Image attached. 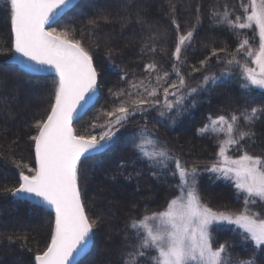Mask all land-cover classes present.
Masks as SVG:
<instances>
[{"label":"trees","instance_id":"obj_1","mask_svg":"<svg viewBox=\"0 0 264 264\" xmlns=\"http://www.w3.org/2000/svg\"><path fill=\"white\" fill-rule=\"evenodd\" d=\"M240 5L241 0H80L52 25L82 42L98 73L100 97L97 105L73 125L79 134L101 131L99 125L106 120L102 113L122 101L130 104L127 93L137 91L130 87L132 83L156 85V74L145 71L147 64L155 62L161 74L167 71L169 80H176L171 66L177 63L173 57L177 37L193 31V39L182 50V63L178 64L187 86L177 94L184 96L183 103L177 105V117L160 119V112H165L161 91L157 97L160 104L155 108L145 105L147 110L130 115L104 151L82 159L78 184L86 214L94 222V242L90 253L77 264H123L124 254L139 242L130 225L164 211L179 195L175 187L178 180L165 175L160 164L153 166L148 160L153 151L145 147L146 139L151 140L154 149L165 147L189 169L197 168L203 204L233 215L243 210V195L237 198L233 182L205 171L219 161V146L225 134L198 132L209 124V118L264 107V94L242 88L246 81L241 68L227 64L242 39L247 38L257 49L258 34L252 29L217 23L213 16L214 12L223 13L227 6L235 19L243 14ZM0 27V264H35V255L46 250L51 241L54 215L39 204L16 198L11 191L19 186L20 172L27 173L23 165L35 167L31 138L37 134L36 123L47 119L55 102L57 79L26 74L9 62L13 33L4 0H0ZM214 51L218 56L212 55ZM241 57L239 54L237 59L244 64L246 60ZM202 61H207V66L193 71L201 68ZM205 76L218 78L204 83ZM192 88L197 91L190 93ZM138 90L143 92V87ZM120 92L125 95L118 97ZM168 99L175 102L177 97ZM93 124L97 127H90ZM145 128L146 133L142 131ZM240 128L247 131L243 120ZM253 130L255 136L228 151L235 155L246 151L264 158V119H258ZM137 145H143L144 155L139 154ZM126 190L134 199L130 202L122 198L108 212L106 207L114 203L113 192ZM35 223L40 225L37 230L32 228ZM234 228L221 225L219 230L214 229V247L229 242L232 246L226 255L238 262L252 255L253 243L244 241L242 230L233 232ZM142 264H147V257Z\"/></svg>","mask_w":264,"mask_h":264},{"label":"snow or ice","instance_id":"obj_2","mask_svg":"<svg viewBox=\"0 0 264 264\" xmlns=\"http://www.w3.org/2000/svg\"><path fill=\"white\" fill-rule=\"evenodd\" d=\"M4 2L9 10L14 53L17 54L12 59L32 70H50L58 78L51 111L46 120L36 123L38 131L31 138L34 141L36 166L23 165L27 173L20 172L19 186L11 194L38 198L54 209L51 241L46 250L35 255V264H73L74 255L85 251L94 227V222H90L86 214L78 184L82 158L104 151L130 115L147 110L145 105L155 108L160 104L157 97L161 91L163 107L167 111L171 112L183 103L184 96L177 94L187 85L178 64L182 63V50L193 39V31L177 37L173 52L177 63L171 66L176 80H169L167 71L161 74L155 62L147 64L145 71L156 74V85L145 86L143 81L132 83L130 87L137 91L127 93L130 104L122 101L113 110L102 113L106 120L99 125L101 131L97 134H79L72 126L73 120L94 102L98 73L92 55L82 42L69 31H57L52 27L73 6V0ZM240 7L243 14L235 16V19L227 6L223 13L214 12L213 16L217 17V23H226L233 29H252L258 34V49H253L249 40L244 38L227 64H236L241 68L246 81L242 88L249 93L259 90L264 94V0H247V3L241 0ZM176 30L179 31L178 24ZM239 54L246 60L244 64L237 59ZM212 55L218 56V53L214 51ZM206 66L207 61H202L201 68L193 71L199 72ZM217 78L205 76L202 80L208 83ZM141 87L143 92L138 90ZM189 91L195 93L197 89ZM116 95L119 97L125 93ZM133 95L136 97L134 100ZM169 96L177 99L170 101ZM164 115L163 111L160 112V116ZM258 119H264V107L245 108L239 115L209 118V124L198 130L202 135L211 131L222 132L226 136L219 146V161L205 171L217 173L218 179L222 177L234 181L237 198L243 194L244 201L243 210L236 215L213 211L202 203L198 192L197 168L189 169L163 146L153 150L148 160L153 166L160 164L165 175L178 180L175 187L180 194L168 203L165 211L144 216L130 225L136 230L139 242L124 254L123 264H142L145 257L147 264H264V207L261 211H253L249 207L257 204L264 206V158L246 151L236 159L227 154L229 148L255 136L253 129ZM241 120L248 126L247 131L240 128ZM90 127L96 128L97 125ZM142 131L146 133L147 129ZM137 147L139 154L144 155L143 145ZM221 225H235L236 228L231 229L233 232L242 230V239L253 243L249 258L238 262L232 260L230 255H226L232 246L229 242L214 247L213 230H219ZM150 252L155 255H149Z\"/></svg>","mask_w":264,"mask_h":264},{"label":"water","instance_id":"obj_3","mask_svg":"<svg viewBox=\"0 0 264 264\" xmlns=\"http://www.w3.org/2000/svg\"><path fill=\"white\" fill-rule=\"evenodd\" d=\"M79 1L80 0H73V6L70 9H72ZM14 55H17V54L14 53V33H13V48H12V54H11V58L9 59V62L15 64L21 71H23L26 74H29V75H32V76H54L58 80V78L56 77L54 72H52L50 70H32L31 68L26 67L24 63H20V62H17L16 60L12 59V57ZM20 59L22 60L23 58H20ZM28 63H30V62H28ZM33 67H35V66H33ZM99 97H100V91H99V81H98V88H97V93H96L94 102L85 111L79 113V115L76 118H74L72 126L81 117H83L90 109H92L96 105V103L99 100ZM33 153H34V162H35V147L33 149ZM99 153L91 154V155H88L87 157H90V156H93V155H96V154H99ZM82 159H84V158H82ZM35 166H36V164H35ZM15 197L19 198V199L29 200V201H31L33 203L39 204V205L47 208L49 211H51L53 213L54 218H55L54 209H52L50 206H48L47 204L43 203L42 201H39L38 198L30 197V196H24V197L15 196ZM93 242H94V239H93V231H92V233L90 234L89 241H88V244H87V247H86L85 251H83L79 255H74L73 264L79 263L81 260H83L90 253V251L92 250V247H93Z\"/></svg>","mask_w":264,"mask_h":264},{"label":"rangeland","instance_id":"obj_4","mask_svg":"<svg viewBox=\"0 0 264 264\" xmlns=\"http://www.w3.org/2000/svg\"><path fill=\"white\" fill-rule=\"evenodd\" d=\"M1 28V27H0ZM58 31V30H57ZM258 49V48H257ZM251 66V65H250ZM37 100V99H36ZM33 102H35V101H33ZM32 103V102H31ZM31 103H30V106H31ZM96 105H97V103H96ZM95 105V106H96ZM94 106V107H95ZM93 107V108H94ZM92 108V109H93ZM177 109L178 108H176V109H174L173 111H171V112H169V111H167L166 109H165V115L164 116H160L159 115V117H160V119L161 120H173L175 117H177ZM91 110V109H90ZM121 129V127H119V130ZM99 132V131H98ZM98 132H96L95 134H97ZM118 133V132H117ZM116 133V134H117ZM113 139H115V137L113 138ZM113 142V140L109 143V144H111ZM144 142V145H145V147H147V149H148V151L150 150V151H153L154 150V147H153V143L151 142V140L150 139H146V140H144L143 141ZM230 157H232L233 159H236V158H239V156L241 155V154H239V155H235L234 153H232V152H230V151H228V153H227ZM255 156V155H254ZM220 159V158H219ZM217 174V173H216ZM218 175V174H217ZM232 181V180H231ZM233 182V184H234V181H232ZM130 191H117V193L116 192H113V196H114V199H113V204L112 205H110V206H108V207H106V210L109 212V210L112 208V209H114V206L120 201V199H125V200H127V201H130L131 202V200L132 199H134L131 195H130ZM180 194V193H179ZM240 195H243V194H240ZM119 198V199H118ZM256 206V207H255ZM255 206H253V205H249V207L250 208H252V210L253 211H261V208L262 207H264V206H262V205H260V204H257V205H255ZM167 208V207H166ZM166 210V209H165ZM164 210V211H165ZM239 214V213H238ZM236 215V214H235ZM34 223V222H33ZM36 225H34L32 228H34V229H36V228H38L39 229V224L38 223H35ZM232 226H235V225H232ZM37 230V229H36Z\"/></svg>","mask_w":264,"mask_h":264}]
</instances>
